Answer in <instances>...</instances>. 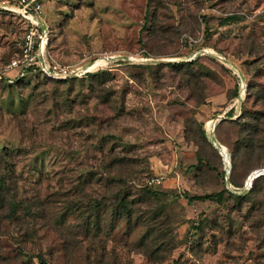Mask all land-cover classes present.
<instances>
[{
  "label": "rangeland",
  "instance_id": "1",
  "mask_svg": "<svg viewBox=\"0 0 264 264\" xmlns=\"http://www.w3.org/2000/svg\"><path fill=\"white\" fill-rule=\"evenodd\" d=\"M40 2L90 70L0 82V264H264V0Z\"/></svg>",
  "mask_w": 264,
  "mask_h": 264
},
{
  "label": "built area",
  "instance_id": "2",
  "mask_svg": "<svg viewBox=\"0 0 264 264\" xmlns=\"http://www.w3.org/2000/svg\"><path fill=\"white\" fill-rule=\"evenodd\" d=\"M0 12L17 17L23 25L13 54L5 63L0 64V80L12 83L25 74H38L45 78L62 80L84 74L90 70L87 66L82 69V66L63 64L53 56L49 49L50 32L41 15L40 0H0ZM99 58L103 59L105 64L112 62L137 64L147 60L131 54H106ZM94 61L95 59L92 63ZM99 67L101 65H96L93 68L98 69ZM216 121L218 120L213 119V123ZM222 157L223 160H226L225 153ZM261 174H264V168L257 172V176ZM159 183L160 179L156 176L146 180L147 185ZM243 184H246L245 180Z\"/></svg>",
  "mask_w": 264,
  "mask_h": 264
},
{
  "label": "trees",
  "instance_id": "3",
  "mask_svg": "<svg viewBox=\"0 0 264 264\" xmlns=\"http://www.w3.org/2000/svg\"><path fill=\"white\" fill-rule=\"evenodd\" d=\"M4 14V13H3ZM126 64H130V63H126ZM22 78V77H21ZM21 78H18V79H16V80H14V81H17V80H19V79H21ZM49 79V78H48ZM52 80H59V79H52ZM13 81V82H14ZM0 82H3L2 80H0ZM232 113H231V110H230V112H229V115H231ZM221 120V119H220ZM219 121V120H218ZM199 158V157H198ZM199 161H201V159L199 158ZM261 168H258V170H260ZM255 170V169H254ZM256 171V170H255ZM261 175H263V174H261ZM261 175H258L257 177H259V176H261ZM256 177V178H257ZM255 178V179H256ZM254 179V180H255ZM4 178L2 177V176H0V191L1 190H4ZM253 180V181H254ZM252 181V182H253ZM225 191V190H224ZM223 190H219V191H217V192H213V193H207V194H201V195H194V196H191V197H189V200H216V199H218L222 194H223V192H224Z\"/></svg>",
  "mask_w": 264,
  "mask_h": 264
},
{
  "label": "bare ground",
  "instance_id": "4",
  "mask_svg": "<svg viewBox=\"0 0 264 264\" xmlns=\"http://www.w3.org/2000/svg\"><path fill=\"white\" fill-rule=\"evenodd\" d=\"M218 147L220 148L219 150H220V153H221V150H222V152L223 153H225V149L224 148H222L221 149V146H220V144L218 143ZM222 154V153H221ZM225 161V160H224ZM259 170H257V171H254V172H252L249 176H248V178H247V180L245 181V183L246 184H251V182L257 177V172H258ZM263 176V175H262ZM258 178V177H257Z\"/></svg>",
  "mask_w": 264,
  "mask_h": 264
},
{
  "label": "water",
  "instance_id": "5",
  "mask_svg": "<svg viewBox=\"0 0 264 264\" xmlns=\"http://www.w3.org/2000/svg\"><path fill=\"white\" fill-rule=\"evenodd\" d=\"M220 119H222V117L221 116H217V120H220ZM220 149V148H219Z\"/></svg>",
  "mask_w": 264,
  "mask_h": 264
}]
</instances>
